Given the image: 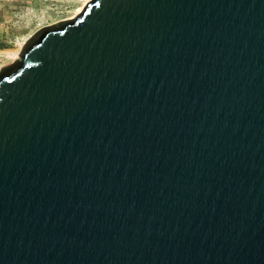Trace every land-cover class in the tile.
<instances>
[{"label":"water","instance_id":"1","mask_svg":"<svg viewBox=\"0 0 264 264\" xmlns=\"http://www.w3.org/2000/svg\"><path fill=\"white\" fill-rule=\"evenodd\" d=\"M0 69V264H264V0H91Z\"/></svg>","mask_w":264,"mask_h":264},{"label":"rangeland","instance_id":"2","mask_svg":"<svg viewBox=\"0 0 264 264\" xmlns=\"http://www.w3.org/2000/svg\"><path fill=\"white\" fill-rule=\"evenodd\" d=\"M87 0H0V69L11 65L5 52L22 48L41 28L69 20Z\"/></svg>","mask_w":264,"mask_h":264},{"label":"bare ground","instance_id":"3","mask_svg":"<svg viewBox=\"0 0 264 264\" xmlns=\"http://www.w3.org/2000/svg\"><path fill=\"white\" fill-rule=\"evenodd\" d=\"M91 0H87L81 7H79L76 11H75V14H74V16L72 17V19L73 18H75L78 14H80L81 13V11H82V9L84 8V6L88 3V2H90ZM71 19V18H70ZM20 51H21V47H19L18 49H16V50H13V51H8V52H5L6 53V56L7 57H9L12 61H16L17 59H18V55H19V53H20Z\"/></svg>","mask_w":264,"mask_h":264}]
</instances>
